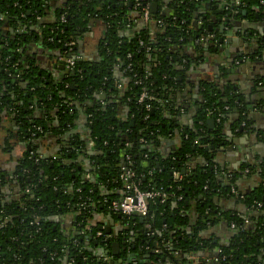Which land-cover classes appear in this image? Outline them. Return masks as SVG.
I'll return each mask as SVG.
<instances>
[{"label": "trees", "instance_id": "16d2710c", "mask_svg": "<svg viewBox=\"0 0 264 264\" xmlns=\"http://www.w3.org/2000/svg\"><path fill=\"white\" fill-rule=\"evenodd\" d=\"M151 1L0 0V121L11 128L3 151L14 138L29 146L12 170H0V264H193L198 252H212L217 264H264V182L249 192L236 185L243 171L263 176L264 162L230 170L214 161L231 113L237 134L256 132L264 142V132L250 128L248 104L231 85H220V77L185 86L188 71L216 53L210 43L220 33L210 16L262 21L264 0H239V6L221 0L227 11L217 0H177L143 22ZM4 23L12 32H3ZM96 26L94 55L76 59L61 80L24 52V44L41 38L60 55L73 42L74 57ZM188 44L194 56L184 53ZM142 90L156 98L150 110L137 102ZM173 114L192 121L177 133L178 146L162 154L161 139L175 129ZM47 136L61 147L41 156L37 144ZM124 169L133 171L141 190L166 194L163 202H148L142 222L109 208L125 192ZM223 200L244 211L225 209ZM108 216L117 231L102 228ZM220 224L234 225L225 241L209 232Z\"/></svg>", "mask_w": 264, "mask_h": 264}, {"label": "crops", "instance_id": "0c3cea01", "mask_svg": "<svg viewBox=\"0 0 264 264\" xmlns=\"http://www.w3.org/2000/svg\"><path fill=\"white\" fill-rule=\"evenodd\" d=\"M177 0H152L151 3L156 4V10L163 11L167 9V5ZM219 3H225L224 1L217 0ZM206 6V7H205ZM209 3H204V10L209 8ZM202 10L203 12H205ZM52 17L49 16L46 18ZM215 18V17H214ZM209 22H213L212 20ZM196 23V22H195ZM230 25V29L224 31L226 38L223 39L222 45H219V50L216 53L205 56L202 61L198 62V65L193 71L188 73L187 79H193L194 82L199 79L214 80L219 78L220 85H231L233 90L242 96L244 102L248 104L250 108L248 110V119L250 121V128L253 130H259L264 132V86L259 81L264 82V22L262 21H248L245 19H233ZM93 35H86L79 47V55L82 57L93 56L95 52L96 40L98 39L101 30L99 26L94 27ZM244 31H248L251 37H242ZM37 48V47H36ZM36 48L32 49L35 50ZM58 52L43 47L40 54H37L42 59V69H48L49 74L54 79H60L61 72L52 69V64H55L56 60H52L51 54H57ZM184 53L194 56V47L187 45L184 48ZM257 53V55L252 54ZM247 55L245 58H240L238 61L236 58L241 55ZM33 57V55H31ZM37 66L36 60L31 59ZM225 69V75L219 76L218 71ZM119 77L120 75L117 74ZM50 76V77H51ZM51 77V78H52ZM194 96V95H193ZM181 114V113H180ZM77 129H81L80 133L84 130L81 114H78ZM181 115H172L171 120L174 122L175 129L173 132L161 139L159 150L162 154L169 153L172 149L178 146V132L182 131V128L188 127L192 121V117L188 114L180 117ZM236 119V113L233 112L228 115L227 120L222 129L221 143L222 148L216 150L214 155V161L225 168L230 170L237 169L241 164L246 162H257L261 164V159L264 158V142L255 138L256 132L242 131L237 134L236 130L233 131V123ZM179 121L181 123H179ZM184 125V126H183ZM11 130L8 122L0 121V170H12L15 165V161L20 158L29 146L28 144L16 140L15 138L10 140V148L5 152L3 151L6 131ZM72 131L76 132L73 128ZM78 131V130H77ZM56 141L52 136H47L41 139L37 144L38 150L41 152V156H49L56 152ZM61 147V145H60ZM264 169V164H263ZM262 176V175H261ZM259 175L247 176L245 171L236 180V185L244 192H249L252 188L256 187L260 180L264 182V174L261 178ZM232 205V206H230ZM222 206L225 209H231L234 211H244L240 205L230 204L223 200ZM193 220V219H192ZM190 223L191 219H190ZM118 223H110L108 219L103 220L104 227L112 229L116 228ZM189 224V225H191ZM110 228V229H111ZM230 230L224 224L218 225L216 228H210L209 232L215 233L218 239L226 240L225 235ZM110 232V230H109ZM193 264H217L215 256L212 252H198L194 255ZM167 264V263H166Z\"/></svg>", "mask_w": 264, "mask_h": 264}, {"label": "built area", "instance_id": "2783aa9c", "mask_svg": "<svg viewBox=\"0 0 264 264\" xmlns=\"http://www.w3.org/2000/svg\"><path fill=\"white\" fill-rule=\"evenodd\" d=\"M237 4L239 2H236ZM137 6L140 5L139 3L136 4ZM151 19V13L149 6L145 8L141 14V20L143 22L149 21ZM158 24H161L160 21H158ZM209 38H212V36H208ZM72 46H74L73 42L65 43L64 44V50L62 51L60 55V59L64 61L65 69L70 71H73V65L74 61L76 59L83 58L81 55H76L74 57L71 56V49ZM135 84H139V81H135ZM156 98L154 95L150 94L149 92L142 90L139 94V97L137 99L138 103H146L145 109L150 110V102L155 101ZM183 110L181 109L179 113H182ZM129 159V157H126ZM247 172V171H245ZM134 173L131 169H124L123 172L120 175V178L125 183V192L121 195L120 199L112 201L110 204V210L114 213H119L124 216H132L136 215L139 217L144 218L148 213V202L152 201L154 199H159L161 202H163L167 197L164 192L161 191H154V190H141L137 184L132 182L131 178H133ZM175 178H178V175L175 174ZM232 193H236L234 190L231 191ZM231 228L234 227L233 224L230 226ZM99 235V234H98ZM136 262H134L135 264Z\"/></svg>", "mask_w": 264, "mask_h": 264}, {"label": "flooded vegetation", "instance_id": "af4514ba", "mask_svg": "<svg viewBox=\"0 0 264 264\" xmlns=\"http://www.w3.org/2000/svg\"><path fill=\"white\" fill-rule=\"evenodd\" d=\"M236 2H239L238 4L236 3ZM240 1L239 0H233V3H232V5L234 6H239L240 5ZM55 3H53V5H54ZM218 7L220 8V9H223L224 11H227V6H225V4L224 3H222L221 2V4L219 3L218 4ZM202 10H199V12H201ZM244 12V11H243ZM52 15H53V13H51ZM244 14H245V12H244ZM53 17V16H52ZM217 17V16H216ZM215 17V18H216ZM40 19V17L38 18V20ZM200 19V18H199ZM210 20H212V21H214V22H218L217 21V18H216V20H214V18H212L211 16H210V18H209ZM0 20H2V18H0ZM225 20V23L223 22ZM227 20V21H226ZM232 20H233V18L231 17V14L230 13H225V16H223V19H221V21L220 22H218V26H217V29H218V31H221V25H225V28H224V31L225 30H227V29H230V26L229 25H232L231 24V22H232ZM245 20H247V19H245ZM42 21V20H41ZM43 21H45V20H43ZM249 21V20H248ZM262 22H264V20H262ZM199 23V22H198ZM194 24H195V22H194ZM2 29H3V32H6V31H8V32H12V30L7 26V23H4L3 25H2ZM94 29V28H93ZM23 33L24 31L23 30H20L18 33ZM92 32H94L93 30L91 31V34L93 35V33ZM249 32L247 31H244L243 32V34L244 35H246L247 36V34H248ZM90 34V35H91ZM101 34V33H100ZM222 34H225L224 32H222ZM222 34H220V36L222 35ZM243 34L241 35V36H243ZM89 35V34H88ZM249 37V36H248ZM99 38V37H98ZM224 39V38H223ZM245 39V38H244ZM246 40H247V38H246ZM96 42H98V39L96 40ZM97 44V43H96ZM37 47V48H36ZM43 47H45V45L44 44H42V39L41 38H39V39H37L36 40V42H34V41H32V42H30V43H26V44H24V47H23V49L25 50L24 52L27 54V55H33V57H31V58H34V60H36V63H37V67L38 68H40V69H42V59L41 58H39L38 57V55L37 54H40V52H41V50H42V48ZM34 48H36L35 50H33V52H32V49H34ZM54 51H58V49H54ZM50 56H52V55H50ZM193 70H191V72H192ZM188 73H190V70L188 71ZM188 73L186 74V85L185 86H187L189 83H197L198 81H200V80H202V79H199V80H196L195 82H194V80L193 79H191V80H189V79H187V75H188ZM60 77V79L62 78V76H59ZM178 80H180L181 78L180 77H178L177 78ZM59 80V79H58ZM259 83L262 85V86H264V82H261V81H259ZM187 91H189L188 89H187ZM242 124H241V127L240 128H242ZM237 131V130H236ZM261 136V135H260ZM261 161V163L262 162H264V159H261L260 160ZM118 227H119V225L118 224H116V231H117V229H118ZM102 228H104L105 229V232L108 230V232H106V233H109V230H110V228H108V227H102ZM229 228H231V227H229ZM99 235L98 236H100L101 235V233H98ZM112 242H116L114 239H112L111 240ZM111 242V243H112ZM119 244V243H118ZM112 248V247H111ZM120 251V249H118V252ZM104 261H107V262H110L111 261V257H107V258H105L104 259ZM110 263H112V261L110 262Z\"/></svg>", "mask_w": 264, "mask_h": 264}, {"label": "water", "instance_id": "95a60500", "mask_svg": "<svg viewBox=\"0 0 264 264\" xmlns=\"http://www.w3.org/2000/svg\"><path fill=\"white\" fill-rule=\"evenodd\" d=\"M206 7V6H205ZM149 8H150V13L151 14H153V13H155L156 12V4L155 3H151L150 4V6H149ZM220 11V10H219ZM220 13H221V11H220ZM243 15H244V12H243ZM215 20H216V18H215ZM217 21L218 22H220L221 21V19H217ZM227 21V20H226ZM224 23H225V20L223 21ZM224 28H225V25H221V31H219V33L220 34H222V32H224ZM209 29H211V27H209ZM90 35V34H89ZM228 35H226V34H222L219 38H218V40H217V43L216 44H214V43H210L211 45H213V50L215 51V52H217L220 48H219V45H222V43H223V38H226ZM242 37H245L244 35L242 36ZM79 47H81V43L79 44ZM78 47V48H79ZM78 51H79V49H78ZM52 55V60L54 61V60H56V62H55V64H52V69L53 70H59L60 72H62V73H64V74H68V73H70V74H72L73 73V71H68V70H66L65 69V64H64V61L63 60H61L60 59V53L58 52L57 54H51ZM84 58V57H83ZM59 80H61V79H59ZM104 97V95H102L101 96V98H103ZM206 125H207V129L209 130V129H212L213 128V126H214V120L212 119V118H209L208 120H207V122H206ZM241 129V128H240ZM254 136H255V138H256V134H254ZM264 137V136H263ZM52 138H54V137H52ZM55 141H56V152L57 151H59L60 150V144H58V139L57 138H55ZM62 145H65V144H62ZM27 149H29V147L27 148ZM144 218H142V217H140L139 218V220L142 222V220H143ZM108 220L110 221V223H112L111 222V218L108 216ZM106 232H108V230L106 231ZM111 247H112V253L113 254H116L117 252H118V249H119V244H118V242H112L111 243ZM133 254H131L130 256H128L127 257V259H128V261L130 262L131 261V259H132V256ZM135 264H139V263H135Z\"/></svg>", "mask_w": 264, "mask_h": 264}]
</instances>
